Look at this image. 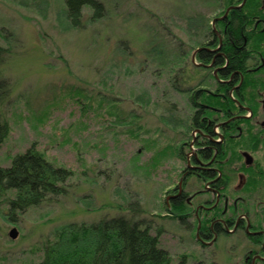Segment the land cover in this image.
I'll use <instances>...</instances> for the list:
<instances>
[{
    "label": "rangeland",
    "instance_id": "1",
    "mask_svg": "<svg viewBox=\"0 0 264 264\" xmlns=\"http://www.w3.org/2000/svg\"><path fill=\"white\" fill-rule=\"evenodd\" d=\"M99 1L105 16L93 21L83 8L82 27L74 29L63 0H0V45L8 49L1 74L10 90L1 108L9 134L0 167L35 144L73 174L69 196L16 222L0 201V264H35L56 228L118 214L160 230L173 263L186 255V264H235L216 245L190 246L189 232L162 206L183 167L187 139L178 136L191 111L184 92L168 85L170 33L195 41L198 22L211 27L221 8L214 0ZM255 160L264 173V149Z\"/></svg>",
    "mask_w": 264,
    "mask_h": 264
},
{
    "label": "flooded vegetation",
    "instance_id": "2",
    "mask_svg": "<svg viewBox=\"0 0 264 264\" xmlns=\"http://www.w3.org/2000/svg\"><path fill=\"white\" fill-rule=\"evenodd\" d=\"M241 4L220 10L211 24L212 35L205 40H180L170 33L168 85L173 92H184L191 111L186 115V133L178 136L187 139L183 143L185 153L178 156L183 167L164 192L162 206L167 218L189 232L190 246L204 250L216 245V253L230 263L264 264V183L259 176H250L258 171L254 166L258 151L240 148L239 158L235 150L227 151L234 146L231 142L241 139L242 131L236 126L240 118L255 126L250 133L264 136V94L252 101V93H248L252 109L241 107L244 113L222 114L215 104L220 85L228 87V95H233L246 83L264 84V63L256 62L251 50H243L245 63L239 70L226 71V52L237 44L234 36H223L229 27L226 19L243 5L220 18L227 8ZM260 25L264 27V22L255 21L253 29ZM245 76L251 80L243 82Z\"/></svg>",
    "mask_w": 264,
    "mask_h": 264
},
{
    "label": "trees",
    "instance_id": "3",
    "mask_svg": "<svg viewBox=\"0 0 264 264\" xmlns=\"http://www.w3.org/2000/svg\"><path fill=\"white\" fill-rule=\"evenodd\" d=\"M242 1L214 0L222 11L229 5ZM63 2L66 19L74 29L82 27L83 8L87 7L92 11L90 19L93 21L105 16L106 8L99 0H63ZM257 20L264 22V0H245L239 11L229 13L226 19L229 27L223 36L224 38L234 36L237 44L234 50L230 48L226 52L228 58L226 71L235 72L245 63L243 50L248 52L251 50L254 60L264 63V27L260 25L253 29ZM198 24L196 33L199 38L196 40H205L212 35L209 22L203 19ZM7 50L0 45V148L9 134V126L1 114V108L7 102L10 91L8 82L1 74V66L8 54ZM202 55L208 58L205 52H202ZM246 80L250 81L251 78L245 76L243 82ZM228 90V87L222 85L218 87L217 93L220 96H216V109L222 114L229 111L244 113L245 110L241 107L251 108L248 93H252V101L257 100L261 94H264V84L247 86L246 83L233 95H228ZM103 104L101 100L97 102L98 107ZM253 107V110H256L255 106ZM185 120L187 122V119ZM236 126L242 131L241 139L235 143L231 142L230 145L234 144V146L227 151L235 150V155L239 158L237 150L240 148H248L253 152L264 149V136L250 133V129L255 126L247 119H238ZM247 130L249 134L246 133ZM254 166L258 171L252 172L250 176H259L264 183V173L259 168V163L256 162ZM72 175L70 170L49 162L36 149L35 144H31L25 152L13 156L9 166L0 167V201L7 206L6 218L10 222H16L15 217L18 214L53 202L60 197L69 196L67 183ZM139 210L138 213L142 214L143 210ZM151 231L150 223L143 225L135 218L119 214L111 218L103 217L98 221L68 223L56 228L51 236L52 239H46L41 243L39 248L42 257L35 264H186L187 257L184 255L178 263H173L168 252L160 246L161 231L158 229Z\"/></svg>",
    "mask_w": 264,
    "mask_h": 264
},
{
    "label": "water",
    "instance_id": "4",
    "mask_svg": "<svg viewBox=\"0 0 264 264\" xmlns=\"http://www.w3.org/2000/svg\"><path fill=\"white\" fill-rule=\"evenodd\" d=\"M244 1L245 0L242 1V4L240 6H237V7H234V8L233 7L227 8L226 11H225V13H224V15L220 19H224L227 16V13H228L229 10H233V9L234 10L235 9L237 10V9H239L243 5ZM215 21H216V19H213L212 22H211V24L213 25V23ZM8 236H9V239H11V240H14L17 237V231L15 230V228H13V229L10 230Z\"/></svg>",
    "mask_w": 264,
    "mask_h": 264
}]
</instances>
